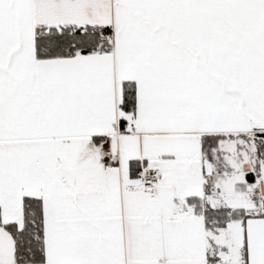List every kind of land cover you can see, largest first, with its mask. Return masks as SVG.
Segmentation results:
<instances>
[{
    "label": "snow or ice",
    "instance_id": "1",
    "mask_svg": "<svg viewBox=\"0 0 264 264\" xmlns=\"http://www.w3.org/2000/svg\"><path fill=\"white\" fill-rule=\"evenodd\" d=\"M0 264H264V0H0Z\"/></svg>",
    "mask_w": 264,
    "mask_h": 264
}]
</instances>
